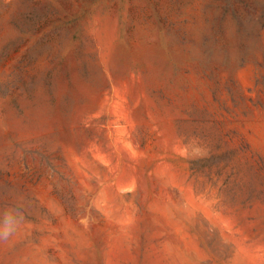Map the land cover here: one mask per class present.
Wrapping results in <instances>:
<instances>
[{
    "label": "rangeland",
    "instance_id": "1",
    "mask_svg": "<svg viewBox=\"0 0 264 264\" xmlns=\"http://www.w3.org/2000/svg\"><path fill=\"white\" fill-rule=\"evenodd\" d=\"M6 216L0 264H264V0H0Z\"/></svg>",
    "mask_w": 264,
    "mask_h": 264
},
{
    "label": "clouds",
    "instance_id": "2",
    "mask_svg": "<svg viewBox=\"0 0 264 264\" xmlns=\"http://www.w3.org/2000/svg\"><path fill=\"white\" fill-rule=\"evenodd\" d=\"M13 233V226L9 223L8 217H5V222L0 224V239H7Z\"/></svg>",
    "mask_w": 264,
    "mask_h": 264
}]
</instances>
